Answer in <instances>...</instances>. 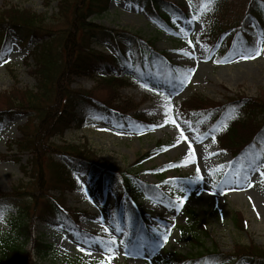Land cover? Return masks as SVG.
Returning a JSON list of instances; mask_svg holds the SVG:
<instances>
[{
  "label": "rangeland",
  "instance_id": "374dc122",
  "mask_svg": "<svg viewBox=\"0 0 264 264\" xmlns=\"http://www.w3.org/2000/svg\"><path fill=\"white\" fill-rule=\"evenodd\" d=\"M169 1L188 9L192 6L190 0ZM252 1L227 0L226 5H221L209 18L214 27L210 30L203 29L202 21L173 19L177 32H170L151 20L138 5L126 0H108L107 10L91 18L95 25L137 34L143 40L141 48L145 42H151L156 51L165 52L171 64L178 66L176 70L180 76L184 75V84L168 96L157 87L132 85L130 81L123 86L98 83L89 77L68 76L71 91L105 98L113 107H125L130 116L162 115L164 123L115 124L111 117L83 116L80 105L74 102L69 108L73 120L68 129L49 139L46 148L54 151L82 148L80 154L89 156L102 166L101 169H111L107 175L113 177L116 187L120 182L115 171L135 174L138 181L158 185L164 192L170 189L159 180H176V184L183 187L178 196L183 204L181 208H173L138 199L148 234L158 237L149 254L139 252L129 246L130 238H126L108 216L112 206L115 214L118 195L112 193L107 184L103 189H95L89 177L76 174L79 188L49 195L65 208L79 211L77 229L32 222L33 234L41 235L55 250L46 264H91L101 260L105 264H158L174 254L195 256L204 252V248L229 255L235 253L236 247L264 249V174L236 164L213 136H202L182 122L176 113L180 104L187 102H194L202 109L237 98L260 100L264 104V38L253 42L254 50L249 54L224 58L225 44L233 36L232 31L225 29L237 24ZM257 2L264 9V0ZM25 13L40 16L45 20L42 25L58 26L52 20L58 16L57 0H0V21L7 22L8 18ZM217 30H224V35L215 44L219 36ZM37 37L32 35L21 46L13 44L12 40L7 46H0V106L2 96L10 95L9 99H13L11 93L35 87L31 75L34 61L29 53L40 42ZM117 41L126 44L121 38ZM84 50L116 56L110 44L89 42ZM126 56L132 59L131 52ZM30 115L16 113L11 122L0 127V195L12 194L17 186L33 189L37 195L35 184L41 179L36 174L39 155L30 141L36 138L41 120L36 116L28 120ZM254 116L240 118L246 124L236 127L239 135L247 133L262 117L261 114ZM23 127L27 136L21 132ZM52 159L65 167L70 166V162L58 153ZM188 212L195 214L206 233L198 227L195 231L190 228ZM2 230H7L4 221H0ZM165 233L168 235L166 242L163 240ZM193 236L202 246L192 242ZM113 239L116 243L109 245L108 241Z\"/></svg>",
  "mask_w": 264,
  "mask_h": 264
},
{
  "label": "trees",
  "instance_id": "16d2710c",
  "mask_svg": "<svg viewBox=\"0 0 264 264\" xmlns=\"http://www.w3.org/2000/svg\"><path fill=\"white\" fill-rule=\"evenodd\" d=\"M126 1L138 5L151 20L170 32H177L172 23L174 18L202 21L203 29H214L209 18L221 5L227 3V0H215L207 11H203L198 2L207 4V0H190L191 9L169 0ZM257 1L248 3L246 13L232 29H225L233 32V36L225 44V59L242 53L249 54L254 50L253 42L264 38V9ZM57 5L58 16L52 19L57 27L42 25L45 20L33 13L14 16L10 20L8 18L7 22L0 21V46H7L9 40L21 46L32 35L41 36L36 38L40 42L29 53L34 61L31 75L34 77L35 87L30 91L11 93L13 99H9L10 95L1 98L3 103L0 106V127L11 122L16 113L31 114L28 120L33 116L41 120V128H37L36 138L30 141L39 155L36 174L41 176V179L40 182L36 180L37 195H34L33 189L26 190L21 186L14 188L10 195H0V202H8L16 209L13 215L4 220L7 230L0 231V264H46L54 256L53 245L45 242L41 235L33 234L32 222L64 226L67 230L77 229L79 211L65 208L59 200L49 195L50 192L62 194L65 190L79 188L74 174L90 177L95 189H103L107 184L111 192L118 195L115 214L112 206L108 209V216L124 232L126 238H130L127 242L133 250L141 252V247L153 246L158 238L148 234L145 216L137 204L139 198L173 208L182 206L178 196L183 187L177 185L176 180H159L170 189L164 192L157 185L138 181L135 174L115 171L117 181L120 182L119 187H116L113 177L107 175L112 172L111 169H101L102 166L90 160L89 156L80 154L82 148L70 147L66 150H56L57 152L46 148L49 139L68 129L73 118L69 108L73 107L74 102L80 105L83 116H107L111 117L115 124L164 123L162 115L130 116L125 107H113L104 100L105 98L71 91L68 76L89 77L98 83L111 85L126 86L130 84L126 82L130 81L132 85L137 86H158L161 92L168 96L174 94L185 80L184 75L180 76L177 72L178 66L171 64L165 52L156 51L151 42H145L144 48H141L140 43L143 40L137 34L125 30H111L92 23V17L107 10L108 0H57ZM218 31H215L219 35L215 44H218L224 35V30ZM118 38L126 44L118 43ZM89 42L110 44L116 50V56L86 52L84 49ZM127 52H131L132 59L126 57ZM193 103L180 104L176 112L179 119L202 136H213L219 147L229 153L239 166L259 170L264 174V104L260 100L237 98L223 105H210L202 109ZM254 114V118L260 114L262 117L247 133L239 135L236 127L246 124L240 118ZM21 132L23 136H27L24 127ZM55 153L66 158L70 166L65 167L54 162L52 157ZM188 214L190 228L195 231L198 227L206 233L205 226L198 222L195 214ZM85 234L82 232L83 236H86ZM133 239L135 241L131 243ZM191 240L202 246L196 236ZM202 251L204 252L195 256L174 254L170 259L161 260L158 264H264V249L258 247H236L233 255L205 248ZM91 264H105V261Z\"/></svg>",
  "mask_w": 264,
  "mask_h": 264
},
{
  "label": "clouds",
  "instance_id": "9594fccd",
  "mask_svg": "<svg viewBox=\"0 0 264 264\" xmlns=\"http://www.w3.org/2000/svg\"><path fill=\"white\" fill-rule=\"evenodd\" d=\"M16 211L14 205L8 202H0V221H4Z\"/></svg>",
  "mask_w": 264,
  "mask_h": 264
},
{
  "label": "snow or ice",
  "instance_id": "6c2138e0",
  "mask_svg": "<svg viewBox=\"0 0 264 264\" xmlns=\"http://www.w3.org/2000/svg\"><path fill=\"white\" fill-rule=\"evenodd\" d=\"M214 3H215V0H207V4L202 5L201 7L204 8V9H207V8H210L212 6V4H214ZM181 191H183V189H181ZM178 200H179L180 204H183V200L182 199L178 198ZM177 210H179V209H177ZM105 231H107V229H105ZM167 239H168V235H167V233H165L163 235V240L166 242ZM114 243H116V241L114 239L108 241L109 245L114 244Z\"/></svg>",
  "mask_w": 264,
  "mask_h": 264
}]
</instances>
